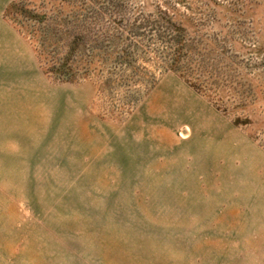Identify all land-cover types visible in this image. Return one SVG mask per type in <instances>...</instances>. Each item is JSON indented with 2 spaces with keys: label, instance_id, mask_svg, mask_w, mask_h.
Returning <instances> with one entry per match:
<instances>
[{
  "label": "rangeland",
  "instance_id": "rangeland-1",
  "mask_svg": "<svg viewBox=\"0 0 264 264\" xmlns=\"http://www.w3.org/2000/svg\"><path fill=\"white\" fill-rule=\"evenodd\" d=\"M0 264H264V0H0Z\"/></svg>",
  "mask_w": 264,
  "mask_h": 264
}]
</instances>
